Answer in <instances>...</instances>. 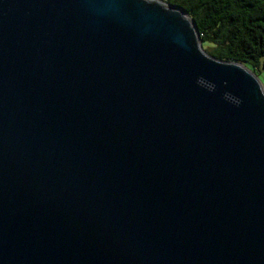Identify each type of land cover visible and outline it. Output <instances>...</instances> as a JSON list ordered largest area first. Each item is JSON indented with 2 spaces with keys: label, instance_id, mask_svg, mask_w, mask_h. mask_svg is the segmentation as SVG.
<instances>
[{
  "label": "water",
  "instance_id": "obj_1",
  "mask_svg": "<svg viewBox=\"0 0 264 264\" xmlns=\"http://www.w3.org/2000/svg\"><path fill=\"white\" fill-rule=\"evenodd\" d=\"M0 264H264V84L164 0H0Z\"/></svg>",
  "mask_w": 264,
  "mask_h": 264
},
{
  "label": "trees",
  "instance_id": "obj_2",
  "mask_svg": "<svg viewBox=\"0 0 264 264\" xmlns=\"http://www.w3.org/2000/svg\"><path fill=\"white\" fill-rule=\"evenodd\" d=\"M164 1L182 7L196 21L211 55L241 62L264 77V0Z\"/></svg>",
  "mask_w": 264,
  "mask_h": 264
},
{
  "label": "rangeland",
  "instance_id": "obj_3",
  "mask_svg": "<svg viewBox=\"0 0 264 264\" xmlns=\"http://www.w3.org/2000/svg\"><path fill=\"white\" fill-rule=\"evenodd\" d=\"M209 49H211V47H209ZM252 67V66H251ZM252 70V69H251ZM255 71L258 72V69L255 68ZM258 76L261 78V80L263 81V84H264V77L262 74H258Z\"/></svg>",
  "mask_w": 264,
  "mask_h": 264
}]
</instances>
